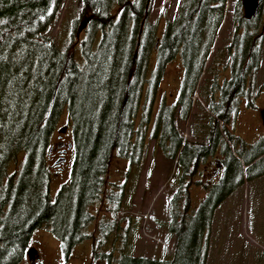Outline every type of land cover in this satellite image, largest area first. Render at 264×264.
Segmentation results:
<instances>
[{
	"label": "trees",
	"instance_id": "1",
	"mask_svg": "<svg viewBox=\"0 0 264 264\" xmlns=\"http://www.w3.org/2000/svg\"><path fill=\"white\" fill-rule=\"evenodd\" d=\"M227 2L182 0L178 17L159 35L157 24L149 22V0H82V14L89 12L92 19L79 61L44 36L62 0H0V264H19L33 234L44 226L66 250L89 238L91 208L103 199L113 158L129 161L128 176L133 167L140 170L147 156L158 87L167 63L178 53L184 65L178 102L159 106L150 136L180 168L167 225L177 238L176 248L168 259H149L127 252L125 243L116 264H208L217 208L244 186L245 178L253 181L264 175V138L250 144L225 128L234 153L220 130L219 122L229 123L232 117L233 95L226 94L219 103L213 90L206 99L207 144L188 143L176 126L178 115L186 121L192 111ZM242 5L239 0L237 9ZM240 80L230 82L229 89ZM65 112L73 141L60 152L64 158L72 146L74 161L69 182L53 198L49 160ZM219 152L225 175L204 185L207 196L196 208L190 187L201 185L196 180L200 165ZM12 165L16 169L10 172ZM108 195L117 212L124 192ZM115 227L113 222L101 231L108 234Z\"/></svg>",
	"mask_w": 264,
	"mask_h": 264
},
{
	"label": "rangeland",
	"instance_id": "2",
	"mask_svg": "<svg viewBox=\"0 0 264 264\" xmlns=\"http://www.w3.org/2000/svg\"><path fill=\"white\" fill-rule=\"evenodd\" d=\"M181 5L182 0H151L149 22L153 25L157 24L159 35L164 31L168 21L178 17ZM237 5L238 0L227 2L224 22L220 31L217 32L210 57L204 66L205 71L198 82L189 118L185 121L181 120L179 115L177 116L178 131L190 144L208 143V129L205 126L209 122V111L206 99L212 97L210 89L215 76L219 74V68L220 72L222 71L229 57L226 45L234 31L233 17ZM82 11V0H62L56 21L44 34L45 38L60 50H68L79 61L82 60L81 42L86 39L88 29H85L78 37V28L82 21L91 15L89 12L83 15ZM259 19V26H264V12ZM262 41L260 67L247 87L248 90L252 88L250 98L256 99L248 110L244 107L246 103L244 100L245 103L243 102L241 111L238 113L234 130L240 138L250 144L264 138V125L261 117V111L264 109V37ZM223 54H225L224 59L221 58ZM155 62L154 57L151 62L152 70ZM218 62L221 63L218 64ZM183 74L184 65L181 58L167 63L155 97L153 119L147 132L149 136L147 156L140 170L133 167L127 176L131 167L129 161L114 157L107 175L109 183L103 199L91 208L94 222L86 231L87 233L101 235L103 234L102 226L106 225L110 229V223H115L116 229L109 232L108 229L106 230L110 237L107 247H103L108 254L111 253L115 264L118 252L126 251V244L127 252L130 250L135 257L149 259H168L176 248L177 238L168 231L167 225L170 221V200L178 191L180 168L178 169L176 160L166 159L158 146L157 139H152L150 136L159 106L163 102L168 105L175 103ZM216 99L218 100V94ZM143 101L146 102L145 99ZM139 121L140 116L137 124ZM72 141L73 132L69 116L65 112L53 136L52 145L55 148L49 160L52 170L51 194L53 198L59 189L69 182L74 152L71 146L67 153H63V158L60 151L69 147ZM229 145L234 148L231 142ZM221 157L220 152L208 157L198 169L196 180L200 181L201 185L190 187L192 202L196 208L207 196L208 191L204 185L217 181L222 175L217 172L214 176V170L218 168L217 163ZM22 161L23 158L20 157L19 165ZM15 169L16 166L12 165L10 172ZM244 173L246 176V167ZM121 192H124L122 204L119 210L114 212L116 206L109 201L108 194ZM51 233L49 227H41L35 231L30 242L33 245L37 240L42 241L47 247L45 250L53 257L58 249L59 241ZM88 250L87 242L77 247L73 264H84L83 259L91 264L93 253ZM208 264H264V175L253 181L245 178L244 186L217 208L210 236Z\"/></svg>",
	"mask_w": 264,
	"mask_h": 264
},
{
	"label": "flooded vegetation",
	"instance_id": "3",
	"mask_svg": "<svg viewBox=\"0 0 264 264\" xmlns=\"http://www.w3.org/2000/svg\"><path fill=\"white\" fill-rule=\"evenodd\" d=\"M242 1H243L242 8L234 9V17H233L234 31L232 32V36L229 40V43L226 45V48L228 49L227 54L229 55V57L228 60L225 62L221 71L224 75H222L219 68L218 70L219 74L215 76V80L213 81L212 87L210 89L211 92H213V90H215L214 92H217L216 94L213 93V96L216 97V95L218 94L217 101L219 103L222 102V99H224V96L226 94H231L235 98V101L233 103L234 110L232 112V117L229 123H224V121L219 122V127L220 130L223 132L224 140L227 141L228 143L231 141L226 135H224L225 128H227L230 131V133H232L233 136L240 137L234 132L236 128L235 122H237L238 113L239 111H241L243 102L245 103L246 101L244 107L246 110H248L252 106L254 99H256V98L253 99L250 98L252 96V94L250 93L252 92V88H249L248 90L247 87L250 85L251 78L258 73V69L260 67V62H261V49H262L261 46L263 42L262 38L264 37L263 35L264 26L262 27L259 26L260 25L259 17H261L262 13L264 12L263 8H261L262 6H264V0H262L258 14L251 18H247L244 7V0ZM239 13L242 15L239 16ZM243 18L244 21H242ZM223 20H224V16L219 28L216 31V35L217 32L220 31L223 25L224 22ZM213 45H214V41H213ZM212 47L205 59V63L210 57ZM257 55H259L258 57L259 67L256 70ZM224 56L225 54H223L221 58L223 57L224 59ZM179 58H181V56L178 53L174 59H179ZM220 63L221 62H218V64ZM203 71H205L204 67H203ZM220 75L222 76L221 78ZM237 79L238 80L241 79L240 82H238L237 85L234 84L235 86L234 88L229 89L230 82ZM242 80L244 82L243 84H242ZM181 85H182V80H181ZM215 85L217 86V88H213L215 87ZM180 92H181V86L179 88V91L177 92V96L175 97L174 105L178 102ZM225 101L226 100H223V102ZM232 151L235 153L234 148H232ZM223 159L224 158L221 157L218 160L217 163L218 168L214 170V176H216L217 172L222 174L221 177L218 179H221L225 175L227 169L226 165L223 162ZM191 187H194V185H192ZM52 235L53 237L55 236L54 234ZM87 235L89 236L88 239L75 245L72 249H67V250L63 246L62 240L56 237V240L59 241V245L53 257H51L50 254L45 250V248L47 247L42 241L37 240L36 243H34L33 245L30 242L26 250L25 256L19 264H73V258L76 257L74 255H76L77 247H79L80 245L86 242L88 243L89 250L93 253V255L91 256V264H115V261L111 258V253L108 254L106 252V249L105 250L103 249V247L106 248L108 245L110 234L104 233L101 235H92L87 233ZM30 250H32V254H29ZM115 251H116V247H115ZM118 253H119L118 255L119 258V256L121 255V251ZM83 263L88 264V261L83 259Z\"/></svg>",
	"mask_w": 264,
	"mask_h": 264
},
{
	"label": "water",
	"instance_id": "4",
	"mask_svg": "<svg viewBox=\"0 0 264 264\" xmlns=\"http://www.w3.org/2000/svg\"><path fill=\"white\" fill-rule=\"evenodd\" d=\"M151 1V0H149ZM262 3V0H244V7L247 18H251L253 16H256L259 12L260 5ZM92 17H87L84 19L78 28V37L81 35V33L86 29L88 23L91 21ZM261 117L264 124V109L261 111ZM247 169V167H246ZM29 254H32V250L29 251Z\"/></svg>",
	"mask_w": 264,
	"mask_h": 264
}]
</instances>
